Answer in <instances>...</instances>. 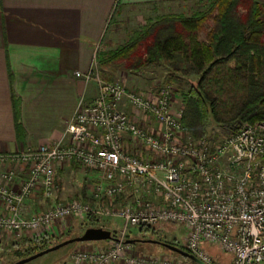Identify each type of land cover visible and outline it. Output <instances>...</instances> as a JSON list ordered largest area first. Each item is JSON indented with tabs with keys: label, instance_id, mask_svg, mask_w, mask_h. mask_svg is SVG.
I'll return each instance as SVG.
<instances>
[{
	"label": "built area",
	"instance_id": "2783aa9c",
	"mask_svg": "<svg viewBox=\"0 0 264 264\" xmlns=\"http://www.w3.org/2000/svg\"><path fill=\"white\" fill-rule=\"evenodd\" d=\"M99 47L100 43L92 68L77 74L87 83L95 82L98 95L90 105L81 100L63 139L36 149L0 153V168L9 166L0 172V202L5 210L0 214V237L33 234L42 239L55 224L70 218H91L103 229L104 219H120L125 228L121 237L106 241L109 247L104 250L75 251L72 263L172 264L134 255L126 237L129 229L174 224L187 230V252L203 264H262L264 120L216 143L194 139L182 114L172 111L176 94L172 85L158 89L153 102L119 82L104 80L96 69ZM140 118L148 124H141ZM66 164L100 175L92 190L93 204L73 200L23 217L30 197L40 191L48 200L54 197L58 170ZM21 167L27 177L16 190L12 186ZM205 244L219 246L230 263L211 255Z\"/></svg>",
	"mask_w": 264,
	"mask_h": 264
},
{
	"label": "crops",
	"instance_id": "0c3cea01",
	"mask_svg": "<svg viewBox=\"0 0 264 264\" xmlns=\"http://www.w3.org/2000/svg\"><path fill=\"white\" fill-rule=\"evenodd\" d=\"M193 1L198 0H0V153L36 149L62 140L81 100L85 105L95 101L97 84L86 83L77 74L92 68L95 48L105 36L117 2L139 7ZM256 1L264 4V0ZM71 165L61 167L58 173ZM8 167H1L0 172ZM19 169L12 186L16 190L27 177L26 170ZM99 182L100 175L94 186ZM46 202L51 204L42 191L30 197L23 217L47 211L50 206L42 210ZM4 212L0 202V214ZM60 223L44 233L53 238L51 243L61 235ZM33 238V234L0 237V248L13 241L14 250L20 252ZM221 258L231 261L227 255Z\"/></svg>",
	"mask_w": 264,
	"mask_h": 264
},
{
	"label": "trees",
	"instance_id": "16d2710c",
	"mask_svg": "<svg viewBox=\"0 0 264 264\" xmlns=\"http://www.w3.org/2000/svg\"><path fill=\"white\" fill-rule=\"evenodd\" d=\"M210 1L206 13L192 18L167 16L145 26L129 44L102 56L99 62L101 69L113 71L122 63L126 69L165 68L167 83L181 89L188 79L183 124L197 140L210 139L213 124L235 134L245 125L264 120V4L256 0ZM208 20L214 26L202 40ZM16 127L20 132L18 122ZM85 223V229L98 226L91 218ZM139 230L155 232V228ZM35 239L28 251L17 252L19 259L54 246L48 235L40 242Z\"/></svg>",
	"mask_w": 264,
	"mask_h": 264
},
{
	"label": "rangeland",
	"instance_id": "374dc122",
	"mask_svg": "<svg viewBox=\"0 0 264 264\" xmlns=\"http://www.w3.org/2000/svg\"><path fill=\"white\" fill-rule=\"evenodd\" d=\"M212 6V1H193L183 2L178 4H156L152 6H139V7H126L122 6L119 2L115 4L113 11L107 23V30L105 36L100 41V47L97 53V71L104 80L112 79L115 82L121 83L129 90H135L140 94L145 95L153 102H156V93L158 89L168 84L169 72L165 68L157 69H126V64L122 63L113 71L108 69H101L100 60L111 52L116 51L122 46L130 43L131 39L138 33L143 31L147 25L156 23L160 18L169 16H181L185 18H192L202 13H206ZM215 15H217L215 11ZM209 21V22H208ZM206 27L202 30L200 35L204 40L207 32L214 26L212 20H208ZM207 28V30H206ZM82 78V77H80ZM92 82V81H91ZM88 82V83H91ZM87 83V82H86ZM197 84V79L193 80ZM176 91L173 98L172 111L175 114H182V122L184 115L183 94L190 87L189 80H184L183 89L177 84L172 85ZM129 115L134 116V112L130 106H126ZM150 124V122H149ZM151 125V124H150ZM229 135L217 125L212 126V133L210 136L211 141L214 143L219 142L223 137ZM137 151L140 149L134 146ZM99 174L90 170H84L78 164H72L71 168H65L58 173L54 197L50 199L47 204H42V210L51 207L53 204H64L73 200H80L93 204L92 190L94 184L98 181ZM85 220L70 218L62 221L59 224L61 235L58 240L52 244H60L66 240L80 237L85 232ZM87 224V223H85ZM100 225L105 226V230H109L113 237H121L120 232L124 228V222L120 219H104ZM66 229V231H63ZM127 240H145V241H158L185 249L187 246V230L181 225L162 224L155 228L154 234L151 232H141L139 229H129L127 231ZM123 238V237H122ZM42 240V239H40ZM52 239L50 240V242ZM38 242H40L38 240ZM102 244V245H101ZM35 246V244L33 245ZM14 242L11 241L7 245H2L0 248V264H15L21 259H17ZM31 246H26L20 252L25 253ZM109 247V242H90L79 243L63 247L57 251L44 255L36 260L26 264H73L70 256L75 251H91V250H104ZM132 253L134 255L141 254L149 259L169 260L172 264H192L188 259L171 252L160 244L136 243L131 245ZM204 248L211 253L214 257H223L225 254L221 251L219 246L204 245ZM14 261V262H13ZM264 264V262L262 263Z\"/></svg>",
	"mask_w": 264,
	"mask_h": 264
},
{
	"label": "water",
	"instance_id": "95a60500",
	"mask_svg": "<svg viewBox=\"0 0 264 264\" xmlns=\"http://www.w3.org/2000/svg\"><path fill=\"white\" fill-rule=\"evenodd\" d=\"M111 240H114V237L112 235V233L109 231V230H105L103 228H88L85 230L84 234L80 237H76V238H72V239H69V240H66L60 244H57L55 246H52L50 248H47L46 250L44 251H41L37 254H34L30 257H27V258H24V259H21L19 260L18 262H16L15 264H26V263H29L33 260H36L40 257H43L44 255H47L49 253H52L54 251H57L63 247H66V246H70V245H73V244H79V243H90V242H106V241H111ZM145 242H148V243H151V244H160L162 245L163 247L167 248L168 250H170L171 252H174L178 255H180L181 257L183 258H186V259H189L191 260L192 262H194L195 264H203L199 259H197L195 256H193L192 254H190L189 252L181 249V248H178L176 246H173V245H170V244H167V243H162V242H158V241H152V240H127L126 243L128 245H133V244H136V243H145Z\"/></svg>",
	"mask_w": 264,
	"mask_h": 264
}]
</instances>
